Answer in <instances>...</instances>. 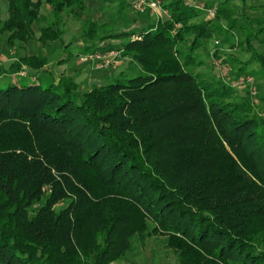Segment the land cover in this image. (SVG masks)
Returning a JSON list of instances; mask_svg holds the SVG:
<instances>
[{
  "label": "trees",
  "instance_id": "1",
  "mask_svg": "<svg viewBox=\"0 0 264 264\" xmlns=\"http://www.w3.org/2000/svg\"><path fill=\"white\" fill-rule=\"evenodd\" d=\"M200 1L160 0L166 18L135 31L81 22L83 54L117 52L139 76L84 93L74 73L0 87V264H115L153 236L177 264H264V97L258 107L231 85L252 64L264 78V4ZM7 2L8 48L32 40L33 24L43 46L63 37L40 1ZM45 3L54 17L83 8ZM234 32L248 60L212 55L230 81L212 60L216 72L200 70L206 44ZM46 64L21 57L0 76Z\"/></svg>",
  "mask_w": 264,
  "mask_h": 264
},
{
  "label": "rangeland",
  "instance_id": "2",
  "mask_svg": "<svg viewBox=\"0 0 264 264\" xmlns=\"http://www.w3.org/2000/svg\"><path fill=\"white\" fill-rule=\"evenodd\" d=\"M250 5H262L264 4V0H246ZM83 8H73L69 10H65L58 17H54L50 7L45 3L41 6L40 10L42 15L47 23V25L54 24L56 20H62L63 24L61 26L64 29L65 34L61 38V40L53 42L51 47L47 49V57L49 62L56 63L61 62V64H68L69 68H81L82 70L89 68V62L86 60L95 59L96 54H83L82 46L78 44L77 39L78 35L81 34L82 27L81 22L86 18H90L92 21L97 23H110V27H114L117 30L122 31H130V30H138L146 26L148 22H152L156 20L153 13L147 11L145 13H141L137 11L132 3L127 0H112L110 2H103L102 0H81ZM200 5H203V2L199 0ZM238 2H234L232 4L233 7H236ZM163 14L160 19L166 18V12L160 6ZM161 10L159 11L161 13ZM259 14V13H257ZM255 13H250L251 16H256ZM201 19H207L206 16H202ZM238 32H234L231 35H228L224 40H217L218 44H214V39L212 42L206 44V50L198 53L200 59L205 61L207 65L205 67H201L200 70L205 71L210 68L211 72L214 73V69L212 68L210 62L212 60V55L217 52L218 55L222 57H226L227 55H232L237 58L240 62H245L248 60L249 56L240 50H238L235 46L236 40L238 38ZM117 41H107L104 45H114L117 44ZM20 45V44H17ZM65 45L66 47H63ZM256 49L264 54V47H259L255 44ZM65 52H63V49ZM19 48H15L13 50V55L18 56ZM71 54L70 57L67 55ZM76 54V55H75ZM111 56H115L114 58H110L109 64L106 66V70L103 69H93L89 70V73L95 75L98 80L97 85L106 84L112 81V79L119 74L120 71H127L128 77L132 78L135 76H139L142 74L139 66L132 62L126 61V63L116 65V61L120 60L119 54L110 53L106 54ZM67 61H62L66 59ZM92 56V58H88ZM104 56V55H103ZM127 59V58H124ZM82 60V61H81ZM124 61V62H125ZM228 66V63H225ZM247 76L252 80V88L254 90V94L250 95L249 90L251 89L250 85H245L242 89H237L238 94L247 101H251L256 104L258 107L261 106V97H264V78L263 74L260 71L259 67L256 64L250 65L248 68ZM216 72V71H215ZM231 75V73L228 72ZM21 76H24V73H20ZM217 77L220 78V74L216 72ZM89 77L82 76L78 79L79 89L82 92L83 84ZM226 79L230 81L229 77L226 76ZM16 81V82H15ZM25 80L17 77H5L4 81H0V87H5L10 83H19L23 84ZM87 88L88 85L86 84ZM158 237V236H157ZM161 239L155 242V245L158 247ZM160 249V248H159ZM170 256V257H169ZM115 264H177L176 260L172 255H169L165 251H159L155 249V251H151L150 258L140 250H136L132 253L126 254L120 262Z\"/></svg>",
  "mask_w": 264,
  "mask_h": 264
},
{
  "label": "crops",
  "instance_id": "3",
  "mask_svg": "<svg viewBox=\"0 0 264 264\" xmlns=\"http://www.w3.org/2000/svg\"><path fill=\"white\" fill-rule=\"evenodd\" d=\"M32 1L33 2L40 1L41 6H42L43 4H45L46 0H32ZM79 1L81 2V0H79ZM40 14L42 15L41 10H40ZM255 14H257V12ZM7 18H8V2H7V0H0V24L2 22H4L5 20H7ZM57 21L59 22V24H63L62 20H57ZM31 30L33 32L34 38L32 40L27 41L26 43L15 41L13 48H8L6 45V39L8 37V34L7 33L0 34V70L1 69L8 70L11 67V65L16 63V61L19 58L25 57V56L42 55L43 57H45L47 59V64L37 72L34 70H31L29 68L22 67L21 70L15 74H12V75H7V74L4 75L3 74L0 76L1 82L5 80V77L6 78H8V77H11V78L17 77L18 78L19 77V78L25 80V83L36 82V80H38L41 83H48V82H52V81L53 82L58 81V79L62 75H71L74 73L76 75L75 81L78 85V92L84 93V92L88 91L93 85H97V82H98L95 75H93L92 73H89L88 71L93 70L94 68L95 69L100 68V69H103V71H105L106 66L109 64L110 58L115 57V56L110 57L109 55H104V56H98L97 58L92 59V60H86L89 62V68H88L89 70L88 69L82 70L81 68H69L70 66L68 64H61L60 61L56 62V63H51V62H49L48 57H47V49H49L51 47V44H53V42L48 43L47 45H44V46L41 45L37 41V38L39 37V34H40L39 33V27L36 24H33L31 26ZM64 34H65V32H64ZM77 37H78V39H77L78 44H80L82 46V43L80 41V35H78ZM17 44H20V45H17ZM16 47L19 48V51H18L19 55L18 56L13 55V50ZM63 47H66V46L63 45ZM63 50H64L63 52H65V50H67V49L64 48ZM114 53L118 54L117 52H114ZM70 55L71 54H68L67 56L70 57ZM68 57L66 59H63L62 61H67ZM125 60L128 62H131L129 59L121 58L120 60L116 61V65L126 63ZM106 62H108L107 65L105 64ZM20 73H24V76H21ZM82 76H85V77L90 76V79H87V81L84 82L83 86L84 85L85 86L81 87L82 88V92H81L79 89L78 79H80ZM86 84L88 85V88H87ZM159 239H161V242L159 243V246L157 247L155 245V242ZM166 244H167V238L166 237L153 236L143 248H138L137 250H140L141 252L145 253L148 258H150L151 251H155V249H157L159 251H161V250L165 251L169 255H172V252L170 250L165 249Z\"/></svg>",
  "mask_w": 264,
  "mask_h": 264
},
{
  "label": "built area",
  "instance_id": "4",
  "mask_svg": "<svg viewBox=\"0 0 264 264\" xmlns=\"http://www.w3.org/2000/svg\"><path fill=\"white\" fill-rule=\"evenodd\" d=\"M127 1L132 3L133 7L141 13L150 11L151 13H153L156 19H160L162 17L163 12L160 8L161 6L160 0H127ZM185 1L186 3H194V4H196L197 2V0H194V2L191 0H185ZM200 7L202 6L200 5ZM160 10H161V13L159 12ZM214 13H215V7L207 9L205 12V16L207 19H210L213 17ZM214 44L216 45L218 44V42L215 41ZM97 57L98 56H96L95 58ZM88 58L91 59L92 56ZM105 64L107 65L108 62H106ZM212 65L214 66L215 70L220 74V77L222 78L226 77V75L228 74V68L226 64L222 63L218 59H213ZM231 85L238 89H242L245 85H250L251 89L249 90V93L250 95L254 94V90L252 88V80L248 76L240 77L236 80H231Z\"/></svg>",
  "mask_w": 264,
  "mask_h": 264
}]
</instances>
